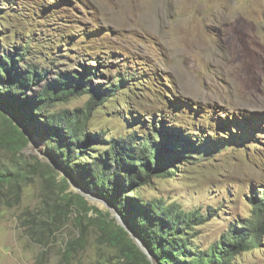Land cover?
Listing matches in <instances>:
<instances>
[{"label":"rangeland","instance_id":"1","mask_svg":"<svg viewBox=\"0 0 264 264\" xmlns=\"http://www.w3.org/2000/svg\"><path fill=\"white\" fill-rule=\"evenodd\" d=\"M56 3L50 17L42 19L46 8ZM0 9L12 10L7 13L12 21L3 23L5 44L22 46L25 39L20 35L30 36L29 58L39 68L48 67L50 79L60 73H82L83 65L94 64L97 74L88 78L95 87L132 72L141 83L149 82L133 83L127 97L113 98L108 110L97 111L100 130L119 136L140 131L144 123L150 127L154 120L180 128L196 141L210 137L222 142L232 133L242 135L245 128L243 145L238 142L213 156L197 155L199 159L189 165L178 162L177 176L156 178L141 193L144 201H176L186 210L202 212L207 221L197 228L196 242L204 247L232 225L255 216L251 198L264 191V0H0ZM43 40L54 42L51 61L38 58ZM89 96L55 110L85 106ZM173 102L184 103L183 109ZM235 117L247 122L241 128L225 124ZM251 120L257 122L249 127ZM22 154L38 168L30 174L19 201L13 197L12 206L0 204V264H121L119 249L102 242L98 225L90 219L92 211L83 213L84 239L71 254L64 248L80 235L76 210L49 232V241L32 232L26 213L38 211L66 175L59 169L54 179L46 177L42 165H57L39 135L33 134ZM9 158L0 150V161ZM69 184L73 193H88ZM93 196L86 198L91 207L121 221L116 209ZM239 260L264 264V237L259 247L242 253Z\"/></svg>","mask_w":264,"mask_h":264},{"label":"trees","instance_id":"2","mask_svg":"<svg viewBox=\"0 0 264 264\" xmlns=\"http://www.w3.org/2000/svg\"><path fill=\"white\" fill-rule=\"evenodd\" d=\"M57 5L59 3L47 7L42 19L49 18V10ZM0 12L3 13L0 17V104L13 112L32 134L46 141L47 151L57 167L68 174L75 184L102 198L121 214L156 264H240L242 253L260 246L264 237V191L259 193L260 197L251 198L255 204V216L232 225L207 247L196 242L199 237L197 228L207 221L202 212L186 210L176 201L168 203L160 198L144 201L141 193L143 188H151L156 178L177 176L180 172L176 167L178 162L189 165L199 159L197 155L213 156L230 145L237 146L238 142L243 145L245 128L242 135L232 133L228 141L223 139L222 142L213 141L210 137L196 141L180 128H167L162 125L163 122L154 120L149 125L151 128L141 123V130L137 131L141 135L132 131L115 136L112 130H100L94 115L97 111L108 110L113 98L124 99L126 90L133 83L144 86L149 82L141 83L132 72L125 77H115L110 85L95 87L88 78L97 74L94 64L83 65L82 73H60L58 78L50 79L48 67L39 68L29 58L33 52L30 36L20 35L21 39H25L22 46H18L17 42L11 46L5 44L7 28L3 23L12 21V15L7 14L12 10L0 9ZM66 38L61 37L67 44ZM14 39L18 41L15 36ZM41 43L42 51L38 58L51 61L54 42L43 40ZM37 87L39 90L33 92ZM86 94L90 96L85 106L55 110L58 105ZM183 104L172 103L178 109H183ZM235 118L233 121L226 120L225 124L241 128L247 122ZM255 122H248L249 127ZM147 127L150 130L147 131ZM28 143L29 139L0 109V150L10 155L9 160L0 161L2 205L5 202L12 206L9 199L13 197L16 201L20 200L30 174L38 168L22 154ZM103 146L105 150H101ZM42 167L46 169V177L54 179L59 175L60 170L49 163ZM69 186L68 178L62 177L58 191L48 195L49 200H45L38 211L26 213L25 219L32 223L29 228L33 233L49 241V232L58 229L76 210L74 221L81 237L79 235L66 243L64 253L71 254L84 239L83 213L92 211V218H89L98 225L102 242L119 249L121 264H152L125 228L110 217V213L103 214L91 207L83 195L69 191Z\"/></svg>","mask_w":264,"mask_h":264},{"label":"water","instance_id":"3","mask_svg":"<svg viewBox=\"0 0 264 264\" xmlns=\"http://www.w3.org/2000/svg\"><path fill=\"white\" fill-rule=\"evenodd\" d=\"M0 109L2 111H4L12 120L13 122L19 127V129L24 133V135L29 139V143L33 142V134L31 133V131L21 122V120L10 110H8L6 107H4L3 105L0 104ZM57 169H60L59 167H56ZM61 170V169H60ZM63 172V171H62ZM63 174L66 175V177L68 178L69 182L72 184V186H75L74 181L71 179V177L66 174L65 172H63ZM89 193V192H88ZM85 192H80L81 195H83L85 198H87L88 196H93V194H88ZM94 197V196H93ZM96 198L101 199L102 201H104L108 207H110L113 210V207L106 202L105 200H103L100 197H97L95 195ZM121 217V216H120ZM118 223L125 228V230L130 234L131 238L134 240V242L137 244V246L147 255L148 259H150V253L148 252L146 246L144 245V243L139 239V237L137 236V234L127 225V223L124 221V219L121 217V221L117 218Z\"/></svg>","mask_w":264,"mask_h":264}]
</instances>
